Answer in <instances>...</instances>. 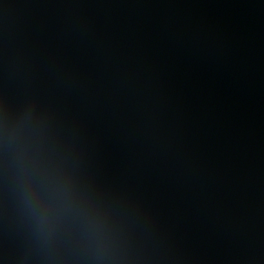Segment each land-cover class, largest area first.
<instances>
[{"label": "water", "instance_id": "water-1", "mask_svg": "<svg viewBox=\"0 0 264 264\" xmlns=\"http://www.w3.org/2000/svg\"><path fill=\"white\" fill-rule=\"evenodd\" d=\"M0 264H264V0H0Z\"/></svg>", "mask_w": 264, "mask_h": 264}]
</instances>
